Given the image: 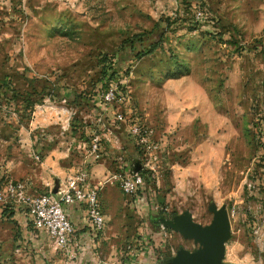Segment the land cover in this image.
I'll return each instance as SVG.
<instances>
[{"label":"rangeland","instance_id":"1","mask_svg":"<svg viewBox=\"0 0 264 264\" xmlns=\"http://www.w3.org/2000/svg\"><path fill=\"white\" fill-rule=\"evenodd\" d=\"M240 23L252 27L251 35ZM234 56L242 78L218 76ZM188 75L211 77L208 97L235 128L224 149L209 150L213 167L203 164L202 110L196 115L187 105L190 128L172 121L184 95L176 88ZM224 78L231 86L220 94ZM0 80L13 91L0 95V191L9 179L25 181L29 195L58 187L88 161L93 132L116 141L100 140L102 156L89 165V181L133 172L139 160L126 123L133 118L162 141L160 160L143 169L134 194L115 181L101 184L105 224L88 240L93 262L164 264L179 247L193 250L197 243L157 218L188 210L205 224L212 203L224 204L229 219L221 261L264 264V0H0ZM109 86L115 99L104 105L99 96ZM115 111L126 121H114ZM103 157L105 168L93 169ZM191 157L186 171L172 166ZM0 204L11 209L15 202L3 197Z\"/></svg>","mask_w":264,"mask_h":264},{"label":"built area","instance_id":"2","mask_svg":"<svg viewBox=\"0 0 264 264\" xmlns=\"http://www.w3.org/2000/svg\"><path fill=\"white\" fill-rule=\"evenodd\" d=\"M202 13L198 10L194 17L201 19ZM116 90L113 86L107 87L101 94L100 100L104 105L110 104L115 99ZM114 121L124 120L120 111L112 114ZM260 121V135L264 142V112ZM127 123V133L136 146L140 169H153L155 163L160 160L162 153L161 140L153 138L148 124L138 118H133ZM104 138L108 142H115L116 138L107 133L93 132L87 146V160L84 165L64 175L58 187L29 195L26 192V183L21 179L7 180L0 191V199L5 197L7 201H13L20 207L26 217L27 223L36 231H43L55 249L60 250L69 260H74L75 250L79 245L84 246L83 240H78L74 234V225L66 212V207L80 206L83 210L85 224L88 226L89 237L95 238L105 224L104 214L99 204V190L104 182H117L119 188L126 194H134L142 184L143 176L139 170L126 173L116 171L110 174L104 181L96 183L89 181V165L102 156L100 140ZM5 203V202H3ZM69 264V263H66Z\"/></svg>","mask_w":264,"mask_h":264},{"label":"crops","instance_id":"3","mask_svg":"<svg viewBox=\"0 0 264 264\" xmlns=\"http://www.w3.org/2000/svg\"><path fill=\"white\" fill-rule=\"evenodd\" d=\"M240 28L244 32L248 30L246 32L248 34L247 36L251 35L252 31L249 30H252V27L249 24L240 23ZM223 57H226V55ZM230 62H232V65L229 66V63L225 64L223 68L218 69L217 73L219 74L217 75L223 77L227 75L229 78L237 77L239 79L242 75V68L238 63V57L234 56V61L232 60ZM220 71H223L224 74H221ZM184 77H187L186 85L176 88L178 93L182 92L184 95H180L182 101L178 102V106L176 108L177 111L172 115V121L179 128H190L192 113L190 111L191 107H188L187 105L191 103L194 104V111L198 110L196 111V115H198L199 111L202 110V121L206 124L207 131V135L203 138L206 150L203 153V164L207 167H213L215 163L213 156L211 155V151L209 150L211 148L219 149V151L224 149L223 143L228 141L235 128L228 118L227 113L217 112L215 110V105L212 104L213 102H211L208 97L207 91L209 89L206 87V82H211V77L208 76V80L203 82L192 80L189 75ZM228 85L231 86L230 82H228L227 78H224L222 86H219L218 88L219 93L221 94L222 92L225 93L228 91L230 88L227 87ZM192 92L197 93V96L201 98L194 100L191 97ZM236 95L237 92H234V99L236 98ZM180 97L177 96V98ZM225 100H229L228 96H225ZM203 103H206V109H204ZM216 139L218 142H215ZM211 140L215 142L214 145ZM191 153L192 151L190 154ZM223 155L229 156V153L226 152L225 154L223 153ZM216 156H218V153ZM192 157L190 161L189 158H184L183 161L179 162L178 160H182L183 157L182 159H177L174 161L172 166L174 165L175 167L182 169V171H186L187 168L194 166ZM102 159L103 161L97 163L93 169L101 171L105 168L107 165L105 160L106 157H103ZM7 207L0 204V261L6 260L9 264L11 262H14L15 264H98L97 262H93L94 257L89 255L88 240H91V238L88 235L89 228L85 224L83 210L80 206L66 207V212L74 225L75 236L78 240L85 241L84 246L79 245L78 248H76V256L74 260H69L60 250L55 249L54 247H49V245L44 242L46 239L48 240V238L43 231L39 230L32 234V229L27 223L26 217L20 207H17L16 205H13L11 209H8L9 207ZM94 239L95 238H93V240ZM55 250L59 252H56L57 255L61 254V257L56 260L55 258L57 255L55 254ZM89 259H91V261ZM48 260L51 261L47 263L46 261ZM62 260L63 262H61Z\"/></svg>","mask_w":264,"mask_h":264},{"label":"water","instance_id":"4","mask_svg":"<svg viewBox=\"0 0 264 264\" xmlns=\"http://www.w3.org/2000/svg\"><path fill=\"white\" fill-rule=\"evenodd\" d=\"M139 166L136 161L133 166L134 171L138 170ZM208 209L211 218L205 224L194 221L188 210H183L170 219L158 216L157 221L162 225L178 231L182 237L190 238L197 243L193 250L179 247L164 264H225L221 258L224 241L229 235L228 214L224 204L216 206L210 203Z\"/></svg>","mask_w":264,"mask_h":264},{"label":"trees","instance_id":"5","mask_svg":"<svg viewBox=\"0 0 264 264\" xmlns=\"http://www.w3.org/2000/svg\"><path fill=\"white\" fill-rule=\"evenodd\" d=\"M107 66L109 67L110 66V64L108 65L107 64ZM110 72V71H109ZM108 75H110L109 73H108ZM9 82H5V81H2V80H0V95L2 94V95H6L7 94V91H11V92H13L12 91V89H11V87L9 86V84H8ZM9 97H11V96H9ZM139 172L142 174V176H144V174L146 173V171H144L143 169H140L139 170ZM155 233H152L151 232V234H149V236L151 235V237H152V235H154ZM138 258V257H137Z\"/></svg>","mask_w":264,"mask_h":264}]
</instances>
